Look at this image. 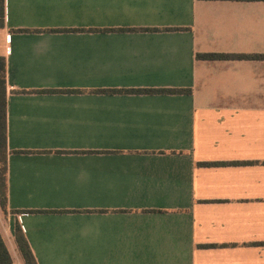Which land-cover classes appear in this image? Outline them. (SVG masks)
<instances>
[{"label": "crops", "instance_id": "1", "mask_svg": "<svg viewBox=\"0 0 264 264\" xmlns=\"http://www.w3.org/2000/svg\"><path fill=\"white\" fill-rule=\"evenodd\" d=\"M205 52L264 0H5L11 264H264V58Z\"/></svg>", "mask_w": 264, "mask_h": 264}, {"label": "trees", "instance_id": "2", "mask_svg": "<svg viewBox=\"0 0 264 264\" xmlns=\"http://www.w3.org/2000/svg\"><path fill=\"white\" fill-rule=\"evenodd\" d=\"M5 0H0V27L4 26ZM198 58L224 59V58H264V54L205 52L198 53ZM6 57L0 55V206L3 210L7 208L8 188V147H7V83H6ZM136 91L155 92H182L184 89H138ZM15 238L18 248L23 256L25 264H38L25 233L18 223L15 228ZM12 257L6 242L0 231V264H11Z\"/></svg>", "mask_w": 264, "mask_h": 264}]
</instances>
